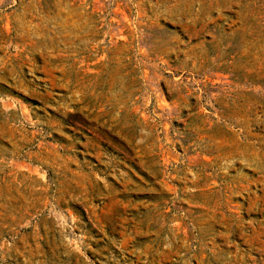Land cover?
I'll return each mask as SVG.
<instances>
[{"label":"rangeland","instance_id":"rangeland-1","mask_svg":"<svg viewBox=\"0 0 264 264\" xmlns=\"http://www.w3.org/2000/svg\"><path fill=\"white\" fill-rule=\"evenodd\" d=\"M0 264H264V0H0Z\"/></svg>","mask_w":264,"mask_h":264}]
</instances>
